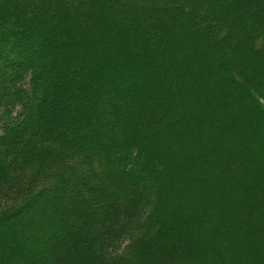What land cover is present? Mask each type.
Listing matches in <instances>:
<instances>
[{"label": "trees", "instance_id": "trees-1", "mask_svg": "<svg viewBox=\"0 0 264 264\" xmlns=\"http://www.w3.org/2000/svg\"><path fill=\"white\" fill-rule=\"evenodd\" d=\"M0 264H264V0H0Z\"/></svg>", "mask_w": 264, "mask_h": 264}]
</instances>
